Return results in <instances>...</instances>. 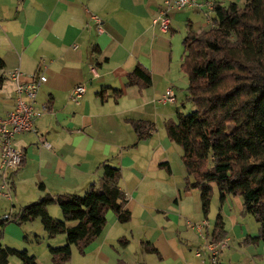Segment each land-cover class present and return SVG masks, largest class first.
<instances>
[{"label": "crops", "instance_id": "crops-1", "mask_svg": "<svg viewBox=\"0 0 264 264\" xmlns=\"http://www.w3.org/2000/svg\"><path fill=\"white\" fill-rule=\"evenodd\" d=\"M165 1L0 0V57L5 62L1 97L7 83L10 89L0 116L15 107L16 85L11 73L16 70L25 79L39 69L46 74L43 86L48 97L39 105L50 106L36 122L37 133L28 132L34 135L32 139L24 143L15 139L26 164L12 177L11 188L16 192L17 185L23 189L34 186L39 198L47 192L83 194L102 176L100 163L107 161L122 170L119 186L132 219L120 223L116 214L108 211L107 225L95 246L101 241L104 247L108 240L120 238L126 249L123 260L128 264H208V257L197 252L214 240L215 221L211 226L209 214L204 216L200 192L185 189L188 173L183 150L170 140L166 128L178 110L187 109L178 107L177 101H162L169 88L179 97L184 89L178 86L189 84L181 69L185 48L182 45L183 49L174 53V36L183 43L189 28L202 32L208 27L196 28L191 15H186L196 8H188L171 10L168 31L160 29L154 20ZM93 16L101 20L99 26ZM138 63L152 74V85L144 90L126 86L128 74ZM80 84L86 93L76 104L71 94ZM103 88L123 89L124 94L118 101L111 97L102 102L96 94ZM130 119L154 123L150 136L139 140ZM44 142L51 148L44 147ZM163 163L169 164L171 171L161 167ZM172 181L177 182L171 186ZM237 197L228 195L219 207L229 238L227 249L236 248L243 254L232 253L237 264H264L262 241L244 242L259 231L246 227L248 213ZM234 201L239 205L236 211L232 209ZM50 213L59 216L55 209ZM195 224L207 226L205 238ZM135 241L138 247L131 250ZM147 243L157 251L149 250Z\"/></svg>", "mask_w": 264, "mask_h": 264}, {"label": "trees", "instance_id": "trees-1", "mask_svg": "<svg viewBox=\"0 0 264 264\" xmlns=\"http://www.w3.org/2000/svg\"><path fill=\"white\" fill-rule=\"evenodd\" d=\"M213 17L212 27L202 32L189 28L183 39L185 56L181 68L189 84L182 108L187 111L178 110L176 117L167 121V133L183 150L182 160L188 173L185 189L200 192L204 216L210 212L214 185L221 205L228 195L240 196L246 213L260 224L259 235L245 238L244 242L264 243V0H247L243 7L236 2L226 5L216 1ZM4 68L0 57V90L5 81ZM151 85L150 70L138 63L128 74L126 86L144 90ZM123 94V89L103 88L96 95L105 102L111 97L118 101ZM129 121L139 140L148 138L154 128L150 121ZM25 164L24 155L13 175ZM100 167L102 176L85 193L47 192L16 213L0 218V264H9L11 255H17L23 264H38L36 256L27 250L3 243L4 228L12 221L22 224L40 218L50 237L65 234L64 245L49 247L57 264H68L74 245L83 252L101 235L108 211H114L120 223H128L132 213L119 186L122 170L107 161L100 163ZM161 167L171 171L167 163ZM51 204L59 205L62 219L51 216ZM71 221L77 224L68 226ZM226 235L220 212L213 241Z\"/></svg>", "mask_w": 264, "mask_h": 264}, {"label": "rangeland", "instance_id": "rangeland-1", "mask_svg": "<svg viewBox=\"0 0 264 264\" xmlns=\"http://www.w3.org/2000/svg\"><path fill=\"white\" fill-rule=\"evenodd\" d=\"M216 1L223 2L226 5L230 2H236L242 7L247 2V0H200V2L202 3H207V2L214 3ZM162 8H165V3L162 4ZM187 9L188 8H185L183 9V11H186ZM195 10L196 11H190V14L186 13V15H191L190 18L194 26L196 28H200V27H205V24H206V26L208 27L209 24L207 21V17L204 15V13L197 8ZM211 15L214 16V12ZM176 19L179 20L178 16H176ZM182 26L186 33L185 21H183ZM174 37H175L174 53L176 54V53H179L183 49L182 47L183 43L177 38L176 35ZM43 85H45V83ZM43 85L41 86L40 92L38 95L39 104L47 101V97H48L46 86L44 87ZM187 87H188V84L186 87L180 86V85L178 86V88L184 89L181 93V96L179 97L177 96V99H178L177 106L180 108H182V103L186 98ZM8 88H9V83H7L4 88L3 92H6L4 98H2L0 95V115H3L2 109L4 106L2 102L6 100V98L8 97L10 93V89ZM178 88H177V92L181 91ZM174 91L176 90L174 89ZM187 106L189 107V105ZM174 118H171V119H174ZM29 134L30 133L25 134V135L24 134L17 135L16 141L20 143L28 142L30 138L32 139V137L34 136L33 134L32 135H29ZM176 146L177 148H180L179 145L176 144ZM180 174L182 175L181 172L179 173V175ZM15 175H13L14 178H15ZM122 177H123V174H122ZM176 182L177 181H172L171 186L175 185ZM16 188H17L16 192H13V188L9 189L11 199L7 197L0 198V218H4L5 216H9V215L16 213L17 211H19V209L22 206L29 204L39 198V196L37 197V189L34 186H27L25 189H23L21 186L17 185ZM159 193L160 192H157L155 194H159ZM237 198L238 200H240L239 202L243 203L242 197L238 196ZM220 205L221 203L219 201V191H218L217 186L214 185V196L212 199V204H211V208L209 212L211 226L213 225V221L216 220L218 213L221 212V208H219ZM54 209L58 212L59 216L54 217L50 213L51 216L57 219H62L63 214H62V211L59 205L51 204L49 206V212L50 210L53 211ZM232 209L235 211L239 209V205L237 201H234L232 203ZM111 212H114V211L111 210ZM245 216L247 217V222H245L246 223L245 225L246 227H248L249 231H252V230L260 231V224L259 222L256 221V218L251 214H245ZM206 227L207 226L203 227L202 233L200 232V236L203 238L206 237V229H205ZM255 235L258 236L259 234H255ZM119 239L120 238L113 240L112 238L108 240L109 243L103 247L101 245V241H99L98 245L95 246V242L98 240V237H97L93 242H91L87 247H85L83 252L76 245H74L72 257L70 261L68 262V264H119V261H124L123 259L126 257V249L122 245ZM3 243L5 245H8L18 250H27L31 255L36 256L38 264H57L55 263L53 259V256L50 252L49 247L50 246L57 247V246L64 245L66 243V235L59 234L55 237H50L48 233L46 232V230L44 229L40 218H36L32 221H27L22 224H19L16 221H12V222H9L4 228ZM261 243H262L261 246L264 248V243L263 242ZM133 246L138 247L136 241L132 245L131 250L133 249ZM242 247H245L244 244L242 245ZM235 251L239 252L238 250H236V248H232V250L230 249L223 250V252H221L223 254H221L220 259L224 261L223 263H227V264H230V262H232V264L235 263V261L233 260V254H232ZM134 252L135 250L132 253L134 254ZM239 254L240 256L243 255L241 254V252H239ZM207 261H208V264H212L209 258ZM237 263L238 261H236L235 264ZM9 264H23V262L17 255H11L9 258Z\"/></svg>", "mask_w": 264, "mask_h": 264}, {"label": "built area", "instance_id": "built-area-1", "mask_svg": "<svg viewBox=\"0 0 264 264\" xmlns=\"http://www.w3.org/2000/svg\"><path fill=\"white\" fill-rule=\"evenodd\" d=\"M214 4L215 2L202 3L200 0H166L165 8L160 11L159 17L154 22L159 24L160 29L168 31L171 24L169 15L171 10L197 8L207 17L208 27H212L215 24L214 17L211 15L214 12ZM93 19L99 26L101 20L97 16H93ZM11 79L16 85V104L5 116H0V198H10L9 189L12 186V175L20 167L24 157L23 151L15 145L16 136L28 132L37 133V120L49 112L48 104L39 105L38 103L40 88L47 81V76L41 69L29 79H25L21 71L16 70L11 73ZM85 93L86 87L83 84L76 86L71 94L72 101L79 104ZM162 101L164 103L177 101L173 88H169L165 92ZM43 146L51 148L48 142H44ZM203 224H207V222ZM203 224H195L194 227L202 233ZM228 247V237L220 241H208L204 245V249L197 252V255H206L212 264H217L221 252Z\"/></svg>", "mask_w": 264, "mask_h": 264}]
</instances>
